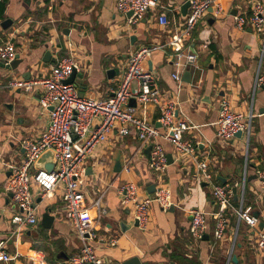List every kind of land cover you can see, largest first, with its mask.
<instances>
[{"label":"crops","instance_id":"0c3cea01","mask_svg":"<svg viewBox=\"0 0 264 264\" xmlns=\"http://www.w3.org/2000/svg\"><path fill=\"white\" fill-rule=\"evenodd\" d=\"M157 1L144 19L130 24L129 17L117 11L116 0H0L5 2L0 25L5 20L11 22L6 30L0 27V46L13 41L21 60L15 70L0 72V241L6 243L10 254H16L15 264H33L29 260L32 252L42 253L46 264H70V257L83 242L61 214V191H56L49 200L41 199L34 184L31 190L38 205V224L25 227L19 234L13 233L15 227L10 220L17 209L6 189L10 177L7 165L22 163L21 142L36 139L45 131L49 110L39 105V91H12L6 87L8 81L46 76L57 56L71 55L81 66L71 82L77 86L78 94L81 91L85 98L106 99L120 81L129 55L141 47L156 46L162 48L153 51L144 65L158 84L160 101L175 99L177 117L197 127L185 137L198 143V160L207 153L210 155L208 169L212 182L236 187L237 200L232 198L233 201L238 205L242 195L244 204L252 208V216L258 221L257 228L237 223L233 209H229V227L221 240L215 239L212 214L217 211V204L211 196V185L204 182L197 185L193 179L196 163L179 158L170 144L160 141L172 160L163 176L171 206L162 210L151 203L147 226L139 229L134 225L132 210L120 205L119 188L133 183L140 198L150 195L147 186L155 185L149 168L151 148L142 146L133 131L125 137L114 132L84 164L85 204L90 206L99 201L104 211L96 225L100 239L94 244L97 255L109 264H121L134 257L141 264H264V252L255 244L258 232L264 231V226L259 227L261 223L264 225V187L255 175L257 170H264V90L253 91L262 35L256 34L250 25L237 30L231 16L216 19L209 13L199 22L189 43L198 58L193 65L180 69L181 81L176 82L172 78L176 68L168 42L182 28L181 8L185 0ZM220 1L232 15L233 11H248L253 0ZM259 1L264 6V0ZM162 12L170 22L166 29L156 21ZM206 41L208 47L202 48ZM47 51L51 57L45 63ZM113 69L119 73L108 75ZM187 71L190 83L182 80ZM221 99H226L236 112L252 114L248 145L243 136L228 143L217 141L215 122ZM127 107L149 124L155 127L159 124L158 105L143 107L132 99ZM193 208L206 213L203 234L206 239L195 240L189 233V210ZM47 212L54 217L49 229L41 225L42 215ZM91 213L96 216L95 207ZM110 241L114 246L109 245Z\"/></svg>","mask_w":264,"mask_h":264},{"label":"built area","instance_id":"2783aa9c","mask_svg":"<svg viewBox=\"0 0 264 264\" xmlns=\"http://www.w3.org/2000/svg\"><path fill=\"white\" fill-rule=\"evenodd\" d=\"M188 10L184 15L182 28L172 34L168 46L172 50V61L176 68L172 78L180 82V69L193 65L198 53L193 46V33L199 22L209 13L218 19L222 16H231L234 26L242 31L250 25L256 34L262 35L263 47L258 59V66L253 80V91L264 90V6L259 0H253L246 12L231 15L220 0H185ZM158 4L157 0H116L118 12L127 15L130 24L137 23ZM159 27L166 29L170 22L165 13L156 16ZM188 42V43H187ZM202 48L208 47V42ZM162 46L141 47L130 54L120 81L106 99L79 97L77 86L67 83L75 72L81 70L79 63L71 55L57 56L50 66L46 76L34 79H11L6 87L9 90H20L26 93L40 92L39 105L49 110V124L43 133L36 139H24L21 147L24 159L20 165H7L10 177L6 185L11 194V200L17 212L11 216V224L15 227L14 234H19L25 227H35L39 221L38 205L32 192V185L39 188L40 198L49 200L56 191H61V214L68 222L72 231L83 242L79 251L70 257V264H109L97 255L95 243L97 238V220L104 213L99 201L92 205L85 204L83 185L86 178L85 161L94 150L106 143L112 133L119 136H128L135 133L142 146H149V168L153 176L154 192L147 197L140 198L138 187L133 183H126L119 188L120 205L132 210V218L137 222L139 229H145L148 223V212L151 203L158 204L162 210L171 206L170 192L166 187L163 176L167 168V156L160 141L172 146L179 158L190 159L196 163L197 172L193 176L197 185L207 183L211 185V196L217 204V211L212 214L215 221L213 235L221 240L229 227V209H233L237 223L245 222L250 228H257L258 221L252 216V208L244 204L241 195L238 206L234 209L232 186L220 185L212 182L209 172L208 153L202 160H198L197 142L186 138L185 135L197 129L177 117L176 100L170 98L163 103L160 101V90L151 72L144 62L152 52ZM17 50L13 41L8 40L0 46V62L9 65L15 60ZM133 83L136 87L133 88ZM134 99L141 106L158 105L160 117L159 127L149 124L146 119L137 117L132 108L127 105ZM252 114L233 110L226 99L218 104V115L215 122L216 139L219 143H228L238 133L245 138L248 145L252 131ZM46 151L52 152L53 169H33L37 159ZM246 168V165H245ZM256 178L264 187V170L255 172ZM245 178L241 187L244 189ZM97 210L96 216L91 208ZM191 221L189 233L195 240L203 237L206 229V213L199 208L189 210ZM237 230V229H236ZM99 240V241H98ZM102 243V242H101ZM114 246L113 241L108 242ZM257 248L264 252V231L258 232L255 240ZM16 254L6 250V243L0 241V262L15 264ZM29 260L33 264H46L40 252H32Z\"/></svg>","mask_w":264,"mask_h":264},{"label":"water","instance_id":"95a60500","mask_svg":"<svg viewBox=\"0 0 264 264\" xmlns=\"http://www.w3.org/2000/svg\"><path fill=\"white\" fill-rule=\"evenodd\" d=\"M187 10H188V3L185 2L184 5L181 8V13L183 15H185L186 12H187ZM234 14H236V11H233L232 12V15H234ZM130 15H131V13H128L126 16L129 17ZM10 25H11V22L9 20H5V21H3L1 23L0 27L3 30H6ZM50 57H51V55L47 51L45 53V55H44L43 62L48 63L49 60H50ZM20 62H21V60L19 59L18 55L16 56L15 60L13 62H11L9 65H4L2 62H0V72L1 71H13V70L16 69V67L18 66V64H20ZM113 73H116L114 75H117L119 72H118V70L113 69V70H109L107 74L108 75L109 74L112 75ZM74 78H75V72L68 79L67 83L73 82ZM182 80L184 82L190 83L191 82V80H190V72H188V71L187 72H184L183 75H182ZM82 96H83V93L81 91H79V97H82ZM49 110H52V108H50ZM262 113H264V109H263ZM157 127H159V124L157 125ZM240 136H241L240 133H238L236 135V137H240ZM167 160H168V164H171L172 163V160H171V158H170L169 155L167 156ZM34 166L38 170H45V171L50 172L53 169V167H54V163H53V159H52V152L51 151L44 152L37 159V161L35 162ZM154 190L155 189H154V185L153 184H150V185L147 186L148 193L152 194L154 192ZM231 191H232V194H233V199L236 201L237 200V189H236V187H233ZM53 220H54V217L50 216L49 215V212L44 213L42 215V218H41V225H42V227L43 228H46V229H49L51 227V224H52ZM134 225L137 226V222L136 221H135V224ZM263 226H264L263 223H261L259 225L260 229H262ZM206 238L207 237H205V236L203 237V239H206ZM231 260H232V262H235L236 261L235 256H232V259ZM121 264H141V263H140V261H139L138 258H135L134 257V258H131V259H129V260H127V261H125V262H123Z\"/></svg>","mask_w":264,"mask_h":264},{"label":"trees","instance_id":"16d2710c","mask_svg":"<svg viewBox=\"0 0 264 264\" xmlns=\"http://www.w3.org/2000/svg\"><path fill=\"white\" fill-rule=\"evenodd\" d=\"M4 5H5V2H1V3H0V18H2V16H3ZM216 182H217V184H219L218 181H216ZM231 203H232V205L235 206V207L238 206L237 203L233 201V199L231 200Z\"/></svg>","mask_w":264,"mask_h":264},{"label":"rangeland","instance_id":"374dc122","mask_svg":"<svg viewBox=\"0 0 264 264\" xmlns=\"http://www.w3.org/2000/svg\"><path fill=\"white\" fill-rule=\"evenodd\" d=\"M87 190H88L89 192H91V188H90L89 185L87 186ZM91 197H92V200H95V197H93V196H91Z\"/></svg>","mask_w":264,"mask_h":264}]
</instances>
